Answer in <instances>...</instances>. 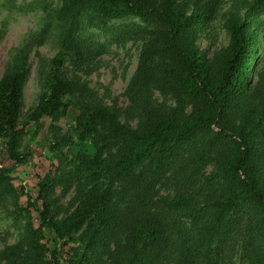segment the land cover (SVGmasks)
Here are the masks:
<instances>
[{
  "label": "trees",
  "instance_id": "trees-1",
  "mask_svg": "<svg viewBox=\"0 0 264 264\" xmlns=\"http://www.w3.org/2000/svg\"><path fill=\"white\" fill-rule=\"evenodd\" d=\"M59 1L10 2L15 12L41 10L35 41L54 30L61 51L29 114L27 52L0 80V157L9 156L0 196L13 197L10 215L26 221L0 264H264V0H235L225 19L230 44L213 57L198 36L225 0ZM130 17L143 23L116 26ZM88 28L118 43L143 41L126 91L137 127L66 74L89 60ZM63 117L76 123V139L53 133L68 151L49 168L40 163L30 181L18 167L42 151L26 150L25 139L42 146ZM74 184V211L56 219L52 188ZM164 184L172 195L159 196Z\"/></svg>",
  "mask_w": 264,
  "mask_h": 264
},
{
  "label": "rangeland",
  "instance_id": "rangeland-1",
  "mask_svg": "<svg viewBox=\"0 0 264 264\" xmlns=\"http://www.w3.org/2000/svg\"><path fill=\"white\" fill-rule=\"evenodd\" d=\"M34 1L0 0V80L7 68L15 63L17 56L27 52L30 75L24 88L25 114L32 112L38 105L40 95L48 85L52 61L61 51L58 39L59 32L55 31L56 35H54V30L50 34L51 38L45 44L38 45L35 41L38 38L37 34L46 24L47 17L45 18L46 15L41 10L27 13L10 10V2L15 3V5L30 7L29 5ZM234 2L235 0H225L216 19L212 20L206 29L199 33L197 44L202 51L207 53L208 57L215 56L230 44L231 36L225 27V19L227 13L232 10ZM57 5H60V1L53 0V6L56 7ZM46 6L50 7L48 3ZM132 23H143V20L130 17L115 22L116 26ZM92 33H97V30L88 28V32L83 34L84 40L92 42V44L86 45L89 52L88 62H85L81 68L70 66L66 74L69 79L85 87L87 97L94 104H104L116 109L122 122L137 127L138 119L130 110L126 91L137 70L143 41L130 40L127 43H118L111 40L110 35L95 36ZM260 40V59L262 60L264 59V27H262ZM53 127L56 129L55 132L49 129L41 138L42 146L31 142L30 137L24 141L26 150L28 146L29 151L30 147L37 152L42 151L39 157L40 161L30 157L28 164L18 167L19 174L21 173L30 181L36 180V174L40 171L38 167L40 163L49 168L53 157L68 151L66 146H56L53 133L57 132L65 139L68 137L76 139V123L72 119L63 117ZM8 161L9 156L4 150L0 157V170L8 165ZM66 169H69V166ZM158 189L160 197H167L173 193L169 184H164ZM27 190L29 191L28 186ZM77 190L78 184L69 188L64 185L52 188L50 201L53 202V217L63 220L74 211L73 200ZM12 210H14L13 197L0 196V251L9 245L16 244L25 231L26 221L15 220L10 215ZM34 224L39 227L40 221L35 219Z\"/></svg>",
  "mask_w": 264,
  "mask_h": 264
}]
</instances>
